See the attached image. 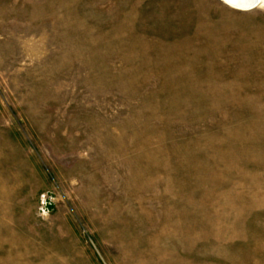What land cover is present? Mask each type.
Instances as JSON below:
<instances>
[{
	"label": "rangeland",
	"instance_id": "1",
	"mask_svg": "<svg viewBox=\"0 0 264 264\" xmlns=\"http://www.w3.org/2000/svg\"><path fill=\"white\" fill-rule=\"evenodd\" d=\"M0 264H264V5L0 0Z\"/></svg>",
	"mask_w": 264,
	"mask_h": 264
},
{
	"label": "water",
	"instance_id": "2",
	"mask_svg": "<svg viewBox=\"0 0 264 264\" xmlns=\"http://www.w3.org/2000/svg\"><path fill=\"white\" fill-rule=\"evenodd\" d=\"M227 1L233 4L234 6L243 9L252 8L258 3V0H227Z\"/></svg>",
	"mask_w": 264,
	"mask_h": 264
},
{
	"label": "bare ground",
	"instance_id": "3",
	"mask_svg": "<svg viewBox=\"0 0 264 264\" xmlns=\"http://www.w3.org/2000/svg\"><path fill=\"white\" fill-rule=\"evenodd\" d=\"M226 4H228L229 6L233 7V8H238L236 6H234L233 4H231L230 2H228L227 0H223ZM258 5H264V0H258V3L253 6L252 8H255L257 7ZM252 8H247V9H243V8H238V9H241V10H248V9H252Z\"/></svg>",
	"mask_w": 264,
	"mask_h": 264
}]
</instances>
